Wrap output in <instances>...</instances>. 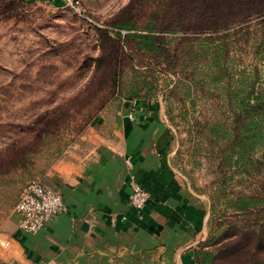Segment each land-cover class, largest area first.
Masks as SVG:
<instances>
[{"label": "rangeland", "instance_id": "374dc122", "mask_svg": "<svg viewBox=\"0 0 264 264\" xmlns=\"http://www.w3.org/2000/svg\"><path fill=\"white\" fill-rule=\"evenodd\" d=\"M77 1L70 5L62 0H15L12 16L0 19V154L7 164L18 152L13 148L18 142L28 157L27 169L11 176L0 201V238L16 224L14 206L23 185L31 179L44 183V174L57 160L85 153L91 125L116 117L129 98L126 86L146 77L151 84L138 99L161 104L172 135L171 163L206 198L204 241L222 233L238 236L237 244L218 253L216 264H264V164L253 161L246 171L233 165L228 156L233 139L223 135L225 129L236 131L239 95L264 86L262 17L253 15L213 33H229L216 41L223 43L221 54L212 46L202 48V40L187 38L206 34H165L164 45L173 56L155 65L144 56L154 73L140 76L130 71L126 30L118 23L130 16L134 28L141 29L165 12L161 9L167 0ZM256 3L216 0L198 12L214 14L215 22L221 15L255 12ZM191 11L194 14L196 8L188 1L176 10L181 20L195 22ZM120 47L125 54L116 55ZM117 62L124 73L112 87ZM260 153L258 149L254 158ZM239 193L256 196L255 213L230 207L228 197ZM251 225H256L255 232L247 229ZM226 240L207 250H217Z\"/></svg>", "mask_w": 264, "mask_h": 264}, {"label": "crops", "instance_id": "0c3cea01", "mask_svg": "<svg viewBox=\"0 0 264 264\" xmlns=\"http://www.w3.org/2000/svg\"><path fill=\"white\" fill-rule=\"evenodd\" d=\"M171 141L160 103L124 100L91 125L85 153L44 174L66 210L35 233L16 221L0 238V264H199L206 198L172 165ZM131 176L150 195L140 210L129 205Z\"/></svg>", "mask_w": 264, "mask_h": 264}, {"label": "trees", "instance_id": "16d2710c", "mask_svg": "<svg viewBox=\"0 0 264 264\" xmlns=\"http://www.w3.org/2000/svg\"><path fill=\"white\" fill-rule=\"evenodd\" d=\"M184 1H188L191 7L196 8V12L192 15L195 16V22L181 20V14L176 12L184 4ZM216 0H167L166 5L163 10L164 13L157 14L153 20L149 21L143 28L136 29L132 24L130 16L124 17L123 21L118 23V26L126 30L123 35L125 44L129 49L128 59L130 71L134 74L140 76L146 75L147 72L154 73V65L161 64L160 60L162 57H167L166 60L171 59L172 53H169L168 47L164 45L165 34H177V33H194V34H206L203 37L191 36L187 38H192L196 41L202 40V48L209 46L213 50L217 51V54H221L223 51V43L217 45L216 41L218 39H225L229 33L221 34L220 36L213 37V33H219L220 31H225L229 27L239 22H243L253 15L257 17H262L259 23L262 26V38L264 39V0H258L256 3L255 12H248L246 15H221L223 16L219 20L213 22L214 14H209L205 11L198 12L199 8H207ZM252 2V0H250ZM15 0H0V19H7L12 16ZM252 5V3L250 4ZM233 16V21H229L228 17ZM168 17V19H167ZM184 22H186L184 24ZM121 48V47H120ZM122 49V48H121ZM125 54L122 50H116V55ZM126 55V56H127ZM148 56L155 61L153 66L145 64L143 62V57ZM219 63V62H217ZM122 63L117 62L114 64L112 87H116L118 82L121 81L124 73V68L121 66ZM148 65V66H147ZM146 66V69H142ZM151 83L147 82L146 77L140 78L136 84L130 82L126 86V95L128 99H138L142 90H148ZM147 93V92H146ZM240 99L238 101L237 111L238 119L236 120V131L232 134L229 129L224 130V138L229 136L233 139L232 148L228 154L229 159L233 160V165H237L240 168L246 167L256 161L258 165L264 164V86L259 88L257 91H244L242 95H239ZM143 100V99H142ZM41 134V132H40ZM41 136V135H40ZM229 138V139H230ZM16 144L13 148L17 146L16 150L18 152L14 157L8 160L7 164L2 163L5 157L2 158L0 154V201L5 197V191L8 188L11 176L14 173H22L23 170L27 169L26 162L28 157L21 152V147ZM260 149L261 153L259 156L254 158L253 154ZM234 157V158H233ZM246 173V172H244ZM255 195H247L244 193L232 195L228 197L227 202L235 210H239L246 213H255L258 209L257 198ZM263 210L259 208L258 212ZM211 211L213 213L216 211L214 204H211ZM262 226V225H261ZM256 225L248 226V230L256 231ZM247 230V231H248ZM221 235V236H220ZM219 238L214 236L207 238L206 241L201 243L199 249L195 251V257L199 264H216L218 259V253H223V249L232 244H237L238 236L235 234H218ZM260 235H258L259 237ZM217 239V241H216ZM226 242L215 251L207 250L210 244L217 245L222 240ZM264 239V238H263ZM260 245V241L257 245ZM221 249V250H220ZM229 249V247H228ZM219 251V252H218Z\"/></svg>", "mask_w": 264, "mask_h": 264}, {"label": "built area", "instance_id": "2783aa9c", "mask_svg": "<svg viewBox=\"0 0 264 264\" xmlns=\"http://www.w3.org/2000/svg\"><path fill=\"white\" fill-rule=\"evenodd\" d=\"M62 1L70 5L78 3L77 0ZM149 197V193L131 176L129 205L140 210L145 206ZM65 210L66 205L61 193L45 185L39 179H31L23 185L14 206L18 229L28 233L43 229L49 220Z\"/></svg>", "mask_w": 264, "mask_h": 264}]
</instances>
